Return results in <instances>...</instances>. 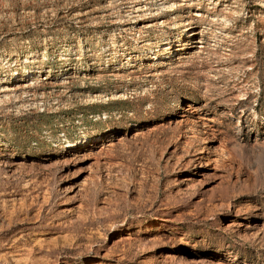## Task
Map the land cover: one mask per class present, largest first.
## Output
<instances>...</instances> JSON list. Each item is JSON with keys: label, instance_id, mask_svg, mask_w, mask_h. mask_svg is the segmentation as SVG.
<instances>
[{"label": "rangeland", "instance_id": "1", "mask_svg": "<svg viewBox=\"0 0 264 264\" xmlns=\"http://www.w3.org/2000/svg\"><path fill=\"white\" fill-rule=\"evenodd\" d=\"M0 264H264V0H0Z\"/></svg>", "mask_w": 264, "mask_h": 264}]
</instances>
